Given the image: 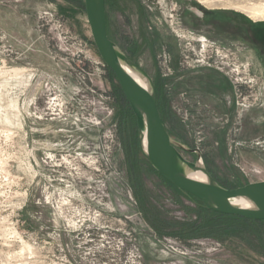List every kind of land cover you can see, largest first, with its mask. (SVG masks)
I'll use <instances>...</instances> for the list:
<instances>
[{"label":"rangeland","instance_id":"obj_1","mask_svg":"<svg viewBox=\"0 0 264 264\" xmlns=\"http://www.w3.org/2000/svg\"><path fill=\"white\" fill-rule=\"evenodd\" d=\"M106 7L112 39L158 84L171 136L228 188L264 180V90L241 109L231 75L181 69L177 36L232 48L264 87V0ZM14 68L0 75V264H264V223L208 211L146 160L84 0H0V70Z\"/></svg>","mask_w":264,"mask_h":264},{"label":"water","instance_id":"obj_2","mask_svg":"<svg viewBox=\"0 0 264 264\" xmlns=\"http://www.w3.org/2000/svg\"><path fill=\"white\" fill-rule=\"evenodd\" d=\"M91 33L104 63L115 73L138 125L139 147L149 164L209 210L264 220V180L223 186L208 170L201 150L174 139L164 124L152 75L111 38L106 0H84ZM196 154L191 160L186 156Z\"/></svg>","mask_w":264,"mask_h":264},{"label":"built area","instance_id":"obj_3","mask_svg":"<svg viewBox=\"0 0 264 264\" xmlns=\"http://www.w3.org/2000/svg\"><path fill=\"white\" fill-rule=\"evenodd\" d=\"M177 36L182 39H189L188 44L182 43L181 69L209 67L223 70L232 77L235 86V100L241 109L262 105L264 87L260 83L261 80L251 71L250 63L241 61L232 48L207 37L208 40L206 41H201L198 38L201 41L199 42L196 38L187 36L181 31L177 32ZM193 43L197 44L193 45ZM161 67L165 77L174 73L171 57L167 52H164L161 57ZM199 119L197 120L198 125H200ZM255 143L261 144V141H255ZM195 148L201 150L199 146Z\"/></svg>","mask_w":264,"mask_h":264},{"label":"trees","instance_id":"obj_4","mask_svg":"<svg viewBox=\"0 0 264 264\" xmlns=\"http://www.w3.org/2000/svg\"><path fill=\"white\" fill-rule=\"evenodd\" d=\"M84 5H85V3H84ZM112 38V37H111ZM109 68V67H108ZM110 69V68H109ZM111 70V69H110ZM111 72L113 73V74H115L112 70H111ZM156 88H157V96L159 95V86H158V84L156 83ZM158 106H159V104H158ZM207 168H208V170L211 172V170H210V168L208 167V165H207ZM215 177V176H214ZM166 178V177H165ZM216 178V177H215ZM170 183H171V181L168 179V178H166ZM218 180V179H217ZM219 181V180H218ZM220 182V181H219ZM221 183V182H220ZM222 184V183H221ZM223 185V184H222ZM223 186H225V185H223ZM226 187V186H225ZM182 191V190H181ZM182 192H184V191H182ZM186 193V192H185ZM188 194V193H187ZM190 195V194H189ZM192 196V195H191ZM192 197H194V196H192ZM196 200H198L196 197H194ZM200 203H202L200 200H198ZM202 205H204L203 203H202ZM205 206V205H204ZM205 208L208 210V211H210V212H212V213H214V214H217V215H219L220 217H227V218H235V219H240V220H242V221H245V222H249V221H254V222H258V223H264V220H261V221H259V220H250V219H247V218H243V217H241V216H237V215H226V214H222V213H218V212H214V211H211V210H209L206 206H205Z\"/></svg>","mask_w":264,"mask_h":264},{"label":"bare ground","instance_id":"obj_5","mask_svg":"<svg viewBox=\"0 0 264 264\" xmlns=\"http://www.w3.org/2000/svg\"><path fill=\"white\" fill-rule=\"evenodd\" d=\"M180 31H181V30H180ZM193 33H194V32H193ZM198 38H200L201 41H206V40H208V39H205V37L199 35L198 37H196V40H198L199 42H201V41H200ZM0 75H1L3 78H5V79H7V78H11V79H13L14 77L18 76V68L7 69V70H3V69H1V70H0ZM0 109H1V107H0ZM6 116H8V115H6ZM10 119H11L10 117H9V118L7 117V120L11 122ZM28 248H30V246H28Z\"/></svg>","mask_w":264,"mask_h":264},{"label":"flooded vegetation","instance_id":"obj_6","mask_svg":"<svg viewBox=\"0 0 264 264\" xmlns=\"http://www.w3.org/2000/svg\"><path fill=\"white\" fill-rule=\"evenodd\" d=\"M263 52H264V50H263Z\"/></svg>","mask_w":264,"mask_h":264}]
</instances>
